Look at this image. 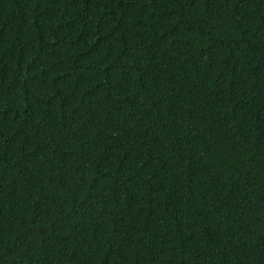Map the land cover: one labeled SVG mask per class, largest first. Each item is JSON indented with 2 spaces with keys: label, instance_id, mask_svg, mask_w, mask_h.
<instances>
[{
  "label": "trees",
  "instance_id": "trees-1",
  "mask_svg": "<svg viewBox=\"0 0 264 264\" xmlns=\"http://www.w3.org/2000/svg\"><path fill=\"white\" fill-rule=\"evenodd\" d=\"M0 264H264V0H0Z\"/></svg>",
  "mask_w": 264,
  "mask_h": 264
}]
</instances>
